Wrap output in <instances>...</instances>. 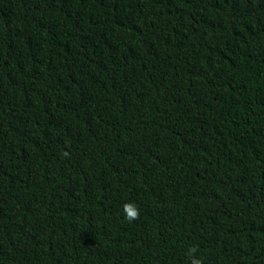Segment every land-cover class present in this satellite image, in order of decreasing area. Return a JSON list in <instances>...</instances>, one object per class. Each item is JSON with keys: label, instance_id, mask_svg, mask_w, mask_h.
<instances>
[{"label": "trees", "instance_id": "obj_1", "mask_svg": "<svg viewBox=\"0 0 264 264\" xmlns=\"http://www.w3.org/2000/svg\"><path fill=\"white\" fill-rule=\"evenodd\" d=\"M193 258L264 264V0H0V264Z\"/></svg>", "mask_w": 264, "mask_h": 264}, {"label": "clouds", "instance_id": "obj_2", "mask_svg": "<svg viewBox=\"0 0 264 264\" xmlns=\"http://www.w3.org/2000/svg\"><path fill=\"white\" fill-rule=\"evenodd\" d=\"M123 211H124L126 220H128L129 222H132L139 218V210L132 203H125L123 205ZM195 252H196L195 248L189 249L190 254H194ZM192 264H202V261L200 259L193 258Z\"/></svg>", "mask_w": 264, "mask_h": 264}]
</instances>
